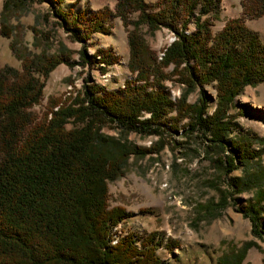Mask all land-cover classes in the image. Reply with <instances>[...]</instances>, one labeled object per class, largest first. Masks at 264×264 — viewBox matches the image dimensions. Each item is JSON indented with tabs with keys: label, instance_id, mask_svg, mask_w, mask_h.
I'll use <instances>...</instances> for the list:
<instances>
[{
	"label": "trees",
	"instance_id": "16d2710c",
	"mask_svg": "<svg viewBox=\"0 0 264 264\" xmlns=\"http://www.w3.org/2000/svg\"><path fill=\"white\" fill-rule=\"evenodd\" d=\"M62 1L52 0L50 14L81 42L77 61L100 70L118 57L107 47L88 53L84 41L91 32L108 33L111 18H120L130 76L110 89L86 76L74 95L54 100L38 116L29 106L39 99L43 77L59 61H72L57 52L18 54L19 69H0V264H160L155 231H129L111 243V228L129 212L109 205L106 183L121 174L129 154L157 152L162 142L141 146L99 129L159 134L181 120L185 133L201 135L206 148H220L215 160L226 172L258 157L252 137L230 136L238 125L229 108L244 85L264 81V43L245 22L264 13V0H240L241 14L215 32L211 25L220 0H114L113 8L78 12L63 9ZM142 25L172 31L160 55L147 52ZM167 79L183 86L176 96ZM204 85L214 88L211 109ZM195 89L190 101L187 94ZM221 196L217 204L225 201ZM255 198L239 210L249 217L252 232L264 236L256 215L263 188ZM250 244L213 264H239Z\"/></svg>",
	"mask_w": 264,
	"mask_h": 264
},
{
	"label": "rangeland",
	"instance_id": "374dc122",
	"mask_svg": "<svg viewBox=\"0 0 264 264\" xmlns=\"http://www.w3.org/2000/svg\"><path fill=\"white\" fill-rule=\"evenodd\" d=\"M51 3L52 0H0V69L5 66L19 69L18 54L57 52L72 61H59L43 77L39 99L29 106L38 116L54 100L74 95L86 76L109 89L130 76L126 30L119 17L111 18L108 33L94 31L84 41L88 53H93L96 47H107L118 57L100 70L96 65L77 61L81 42L69 37L50 14ZM61 4L63 9L78 12L102 5L113 8L114 0H63ZM241 12L240 0H220L211 31H217L224 20ZM245 22L264 43V13L248 17ZM139 32L147 52L159 55L160 49L174 37L166 27L149 30L142 25ZM164 83L172 97L183 87L170 79ZM204 88L211 109L214 88L211 85ZM196 90L187 94L190 101L194 100ZM229 110L238 125L230 136L252 137L251 147L260 149V153L258 157L237 162V167L228 172L224 164L215 160L220 148H206L201 135L185 133L181 120L176 129L165 127L159 134L141 135L109 125L99 129L103 134L141 146H151L153 142L157 145L158 139L162 142L157 152L129 154L121 174L106 183L109 205H121L129 212L114 226L116 240L129 231L137 236L155 231L159 239L155 253L160 264H213L221 255L251 241L239 264H264V236L252 232L249 217L239 210L253 204L257 190L264 189V81L244 85L234 95ZM252 133L259 139L253 138ZM232 177L237 178L236 184ZM221 195L225 201L217 204ZM258 210L257 221L264 226V201Z\"/></svg>",
	"mask_w": 264,
	"mask_h": 264
},
{
	"label": "built area",
	"instance_id": "2783aa9c",
	"mask_svg": "<svg viewBox=\"0 0 264 264\" xmlns=\"http://www.w3.org/2000/svg\"><path fill=\"white\" fill-rule=\"evenodd\" d=\"M115 226V225H114ZM112 227L111 230H112V234H111V243H114L116 241V235L114 234V229L115 227Z\"/></svg>",
	"mask_w": 264,
	"mask_h": 264
}]
</instances>
